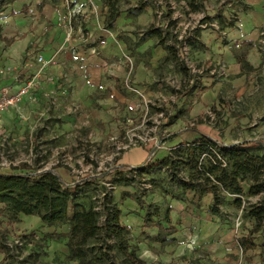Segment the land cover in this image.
<instances>
[{"label":"rangeland","instance_id":"1","mask_svg":"<svg viewBox=\"0 0 264 264\" xmlns=\"http://www.w3.org/2000/svg\"><path fill=\"white\" fill-rule=\"evenodd\" d=\"M150 1L153 17L150 22L151 17L134 25L135 44L140 43L142 37L139 35L148 26L162 23L155 17L157 0ZM137 2L138 0L135 4ZM161 2L164 13L162 18L174 21L175 15L170 9L169 0ZM127 3L129 4V0H122L121 5L126 7ZM70 6L69 4L68 7ZM128 8L130 9L129 6ZM77 9L79 8L74 10L75 18L81 13H75ZM241 9H244L242 4L229 0L223 11L226 15H222L225 23L230 22L236 26L243 13ZM177 12L181 14L179 10ZM28 15L31 17V11H27L26 16ZM73 19L71 21L78 22ZM38 20L39 23L43 22L41 17L36 19ZM197 20L196 17L189 21L184 15L183 20L176 21L175 29L182 34L189 25L195 26ZM53 27L44 24L41 33L46 34L44 30ZM36 28L35 24L29 27L31 32ZM209 28L216 32L218 38L224 37L223 45L229 44L225 30L218 31V24ZM258 31L254 48L263 67L248 74L243 84L233 86L231 82L242 75H229L227 63L221 60L211 63L217 71L213 75L205 73L202 76H211L209 79L219 84L218 96L214 104L206 108V113L192 116L183 114L185 111L179 105L178 98L188 86V77L181 72L178 64H171V68L164 67L167 69L164 74L157 72L156 81L148 85L151 90L149 93L147 88L137 87L133 82L135 62L128 55L130 60L122 57L126 63L121 64V71L103 73L107 81H112V90L109 88L100 92L98 89L94 91L92 87L91 93H87L86 85H95L89 76L79 71L69 75L68 69L56 68L51 61L54 55L49 60L51 66L48 70L54 71L56 75L59 73L58 77L52 74L51 78H47L46 72L34 63L31 68H24V65L27 66L24 64L25 59L32 61L39 53L46 55V41L22 55L18 59L19 64L13 63L15 60L11 58H1L3 54L0 55V70L6 72L12 90L22 87L27 91L16 107L0 116V172L36 175L42 171H51L69 185L103 173L99 182L109 189L107 182L113 175L109 171L119 165V160L115 161V158L120 159L124 153L136 148L147 150L148 157L152 159V152H168L173 130L178 128L177 133H181L193 129L191 124L199 125V118H202L200 125L205 134L227 145L242 142L264 145V30L260 28ZM117 37L123 39L126 36ZM71 38L69 32L66 40ZM233 48L238 55H244L250 49L240 46L237 48L235 45L231 47ZM147 55L145 52L138 61L150 66L147 64ZM191 57L198 66L202 65L198 62L199 59L196 61L193 49ZM5 60L10 61L11 65L5 67ZM203 77L198 76L196 79L201 82ZM0 78L2 79V75ZM113 80H117L118 89H114ZM239 80H235L234 84ZM158 81L163 87L157 88ZM126 85L135 88L137 92L130 91ZM173 90H176L174 95ZM113 92L114 95H119V100L111 96ZM101 93H104L105 99L100 96ZM98 99L103 100L97 101ZM186 106L191 109V102ZM176 122L178 126L170 129ZM22 163L32 169H18ZM140 180L143 183L140 187L122 186L112 190L113 199L122 213L121 221L130 229L129 244L137 248L139 258L148 264H264V255L259 256L264 229L256 236L257 249L243 254L238 247L237 239L247 234L252 225V221L240 210L224 205L223 218L219 219L207 212L210 199L194 206L192 195L184 194L170 184L164 172L143 174ZM149 182L155 188L146 195L144 201L154 203L162 212L171 208L172 224L178 230L169 237L172 241L164 245L146 239L140 225L143 212L134 202L121 200L123 192L134 193L137 189L148 186ZM139 191L141 192L140 189ZM85 193V197H80L79 202L87 205L89 193ZM251 200L255 201L256 198ZM19 220L9 224L5 214L0 216V231L5 233L10 250L9 257L0 254V264H77L67 258L65 244L69 225L49 228L36 216H20Z\"/></svg>","mask_w":264,"mask_h":264},{"label":"trees","instance_id":"2","mask_svg":"<svg viewBox=\"0 0 264 264\" xmlns=\"http://www.w3.org/2000/svg\"><path fill=\"white\" fill-rule=\"evenodd\" d=\"M13 1L0 0V13ZM119 1L105 0L108 10L104 18L105 29H113L114 22L120 16ZM173 1L187 17L204 14L206 0ZM228 1H223L213 18L204 14L200 24L209 28L211 23L217 22L219 32L233 28L232 23L227 24L222 18L223 8ZM151 4L150 0H138L133 11L141 12ZM162 8L157 4L156 18L159 11L163 12ZM176 21L168 20L167 29L163 31L151 24L142 32L140 42L155 38L157 44L167 51V57L159 65L161 68L164 65L171 68L174 64L181 67V72L188 77L186 82L188 86L182 96L194 91L199 80L195 78L193 84H190L193 78L188 75L183 63L178 59L176 48L178 41L176 35L172 33L177 26ZM201 29L197 27L184 39L191 51L194 48H204L197 41ZM243 45L252 47L250 42H244ZM236 62L243 72L256 71L246 61L244 55L237 56ZM174 93L176 90L172 91L173 95ZM158 111L163 113L162 110ZM197 122L199 125L202 124V118ZM198 135L199 137L192 142L171 147L164 158L148 159L136 169L116 166L111 168L109 173L113 175L107 182L109 189L99 182L103 173L96 177L88 176L81 179V182L69 185L51 171H42L36 175L0 172L2 205L0 216L5 214L9 224L19 222L20 216H36L49 228L69 225L65 244L67 258L77 264H148L137 256V248L129 244L130 229L121 221L122 213L113 199L112 190L122 186L140 187L143 185L140 180L143 174L164 172L170 184L180 189L182 193L192 195L194 206H199L202 201L210 199L207 212L211 216L223 218L224 205L240 210L252 221V225L247 234L237 239L238 247L243 254L257 249L256 236L264 229V145L256 146L251 142L226 145L203 133L198 132ZM118 160L119 157L115 158V161ZM91 163L97 167L96 163L92 161ZM18 169L32 168L22 163ZM154 188V184L149 182L145 188H139L141 192L139 189L134 193L123 192L121 200L134 202L143 212L141 230L146 239L164 245L172 241L169 237L175 235L178 230L172 224L171 208L162 212L154 203L144 201L146 195L153 192ZM85 192L89 193L87 205L79 202L80 197H85L83 195ZM252 198L256 200L252 201ZM153 230L156 234L148 236L146 231ZM259 248V256H263L264 241ZM9 252L6 235L0 231V254L9 257Z\"/></svg>","mask_w":264,"mask_h":264},{"label":"crops","instance_id":"3","mask_svg":"<svg viewBox=\"0 0 264 264\" xmlns=\"http://www.w3.org/2000/svg\"><path fill=\"white\" fill-rule=\"evenodd\" d=\"M223 1L206 0L204 2V14L213 18ZM135 2L136 0H129L127 5L130 9L128 6L124 7V4L121 5L122 0L118 2L120 16L114 22L113 29L108 30L104 28V18L108 11L105 0H14L0 14V55L2 56L3 54L1 58H11L15 60L13 63L19 64L20 60L18 59H21L22 55L27 54L35 45H41L46 41V47H44L48 49V51H44L46 55L39 53L32 61L25 59L24 64L31 63L32 67V63L36 64L38 56H42L46 61H49L54 55L51 61L55 63L56 68L63 67L68 69L69 75L71 72L79 71V73L89 76L95 85H86L85 91L91 93L93 89L94 91L98 89L100 92L111 89L112 81H107L103 73L105 71H108L107 73H113L114 70L116 72L121 71L123 69L121 64L126 63L124 60L129 58V55L135 62L133 82H135L137 87L145 90L147 88V91L151 93L148 85H151L152 81H156L157 72L164 74L167 70L164 67L170 68V66L164 65L162 68L159 66L167 57V51L157 44L155 38H149L135 44L134 25H138L144 18L149 19L151 17L149 19L150 22L153 17L152 6L146 7L141 12H134L132 9L136 5ZM234 2L242 4L244 9H241L243 13L239 16L236 26L225 29L224 34L226 35V41H230L229 44L223 45L222 38L224 37L218 38L215 31L210 28H203L197 41L204 48H194L193 52L196 61L199 59L198 62L202 63V65L214 67L211 63H215L218 60L227 63L229 75H242L231 82L233 86H238L245 82L244 79L250 73L243 72L240 65L236 62V57L239 55L234 48L231 49L233 45L237 48L240 46L249 49L243 43L250 42L252 47L244 54L246 61L256 71L259 67H263L261 58L257 55L256 48H254V43L258 39V30L260 28L264 30V0H239V2ZM69 4L71 5L70 7H68ZM75 5L81 11L76 18L71 16V8ZM224 8L223 11H225ZM27 11H31V17L30 15L26 16ZM222 15H226V13L222 12ZM40 17L43 21L41 23H39V20L36 21ZM72 18L78 22L71 21ZM34 24L37 28L31 32L29 27L30 25L34 26ZM44 24L53 25L54 27L44 30L46 34H43L41 31L44 29ZM69 32L70 38L71 36L72 38L66 40V36L69 37ZM118 35L126 37L121 39L117 37ZM99 41H103L104 44L100 45ZM131 51H134V54ZM145 52L148 53L149 60L147 64L150 66H145V63L138 61ZM122 57H124V60ZM4 63L5 67L11 65L10 61L6 62L5 60ZM50 66L49 64L42 69L44 73L46 72L47 78L56 75L54 71L48 70ZM24 68H27V66L24 65ZM58 76L59 73L56 77ZM7 77V74H5L2 79L0 78V89L9 85ZM209 78L212 77H203L194 91L189 94H183L178 98L180 107L185 111L183 114H189L190 116L201 115L206 113V108L209 105L214 104L219 93V84ZM238 79L240 80L237 84H234V81ZM113 81L115 82L114 89H116L119 87L117 80ZM99 85L101 86L99 87ZM92 87L94 88L92 89ZM160 87L157 84V88ZM100 96L105 99L104 93H101ZM111 96L114 99L119 97L117 94L114 95V92ZM103 99H98L97 101H102ZM189 102L192 104L191 109L186 106ZM191 125L194 126L193 129H188V131L181 133H177L178 128L173 130V134L170 136L173 137L170 140L172 141L170 148L180 143L192 142L199 137L198 132L205 134L201 125ZM176 126H178V122L171 125L170 129L176 128ZM205 135L209 136L208 134ZM209 137L217 140L212 136ZM157 153L154 154L155 159H162L167 155V151ZM148 154L149 152L145 149H132L122 155L118 166L124 168L141 166L146 162ZM146 232L148 236L156 234L154 230Z\"/></svg>","mask_w":264,"mask_h":264},{"label":"built area","instance_id":"4","mask_svg":"<svg viewBox=\"0 0 264 264\" xmlns=\"http://www.w3.org/2000/svg\"><path fill=\"white\" fill-rule=\"evenodd\" d=\"M157 4L163 7V4L161 2V0H157ZM169 5H170V9H172L174 11V15L175 18L173 19L174 21L176 20H183L184 19V13L182 12V10L179 8V6L172 0H169ZM183 5V4H182ZM77 8V6L75 5L72 10H71V16L73 17L74 14V10ZM78 11L75 13H80V9H77ZM180 11L181 14L179 15L177 11ZM163 12L159 11L157 13V19L160 20V25H156L157 27H159L162 31L167 29L168 26V20H164L162 18ZM195 16H197V22L195 26H190L189 28H186L185 31L181 34L178 33L177 29L173 30V35H176L177 38V56L180 62L183 63L184 67L186 68L188 75L190 77H192L193 79L190 81V84H193V81L195 78H198V76H202L205 73L211 74L213 75L217 70L216 68L213 67H209V66H205V65H200L198 66V63L196 64L194 62V60L191 57V50L189 48V46L186 44V42L184 41L185 37L187 35H190L194 29H196L197 27L200 28H205V25H201L200 21L204 18V14L200 13V14H195L194 16L190 15L189 21L192 19H195ZM209 26L211 27H216V23L213 22L211 23ZM188 27V26H187ZM100 45H103L104 42L103 41H99ZM127 60H129V58H126ZM36 64L40 66V70H42L44 67L48 66L50 64V61H46L42 56H38L36 58ZM27 67H31V63L26 64ZM6 72L3 70H0V75H5ZM18 79V78H17ZM16 80V78H15ZM159 85L162 87L163 84L159 83ZM127 86V85H126ZM128 87V86H127ZM130 89V91L132 92H137V90L135 88L132 87H128ZM27 93L25 88H18L17 90H12L10 85H6L1 87L0 89V116L5 113L8 109L14 108L16 107L21 99L23 98V96ZM155 152H152V156H154ZM151 159V157L149 158ZM119 168H122L120 166H117ZM131 169H136L137 167H130Z\"/></svg>","mask_w":264,"mask_h":264}]
</instances>
